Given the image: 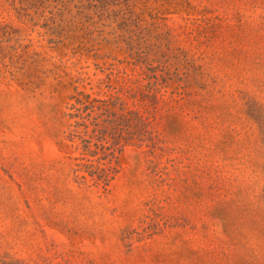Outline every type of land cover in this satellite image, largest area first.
I'll use <instances>...</instances> for the list:
<instances>
[{
  "label": "rangeland",
  "instance_id": "obj_1",
  "mask_svg": "<svg viewBox=\"0 0 264 264\" xmlns=\"http://www.w3.org/2000/svg\"><path fill=\"white\" fill-rule=\"evenodd\" d=\"M0 264H264V0H0Z\"/></svg>",
  "mask_w": 264,
  "mask_h": 264
},
{
  "label": "trees",
  "instance_id": "obj_2",
  "mask_svg": "<svg viewBox=\"0 0 264 264\" xmlns=\"http://www.w3.org/2000/svg\"><path fill=\"white\" fill-rule=\"evenodd\" d=\"M156 97L150 99L147 107L140 111L134 109H124L122 106L117 110L113 109V103L103 104L99 108L98 115L92 117L91 121L86 122L90 116V112L86 116H82V121L78 124L84 128L83 132L88 131V127L92 126L90 135L86 138L83 134H72L70 138H78L85 154L94 156L97 149H102L104 146L99 142H110L120 148L126 144L136 142L138 146L145 145L151 150L157 146V138L152 130V122L154 120ZM132 123L138 129V136H134L132 131L124 130L132 128ZM84 133V134H85ZM95 139L94 150L90 149V142ZM103 159V158H102ZM108 168L93 163L78 162L75 168V179L78 182L85 181L86 177L79 172H87L94 185L102 184V187L108 185L110 175L107 173Z\"/></svg>",
  "mask_w": 264,
  "mask_h": 264
}]
</instances>
